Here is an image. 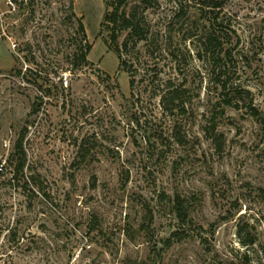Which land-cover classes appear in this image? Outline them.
Instances as JSON below:
<instances>
[{
	"label": "rangeland",
	"instance_id": "rangeland-1",
	"mask_svg": "<svg viewBox=\"0 0 264 264\" xmlns=\"http://www.w3.org/2000/svg\"><path fill=\"white\" fill-rule=\"evenodd\" d=\"M117 1L0 0V264H264V0Z\"/></svg>",
	"mask_w": 264,
	"mask_h": 264
},
{
	"label": "trees",
	"instance_id": "trees-1",
	"mask_svg": "<svg viewBox=\"0 0 264 264\" xmlns=\"http://www.w3.org/2000/svg\"><path fill=\"white\" fill-rule=\"evenodd\" d=\"M223 1L224 0H212L211 4H207V6L212 7V8H219L223 5ZM127 2L128 0H118L116 2V6L114 7V9L111 12H108L105 16L106 20H108L110 24L114 26V28L120 26L122 29L129 31L126 37V40L123 43V47L126 50H128L132 38L137 37L139 39H144L146 37L144 33L145 30L142 28L143 25L141 23V20H139V18L137 17L136 12L135 11L127 12L126 10H123L121 12V7L125 5ZM81 27L84 30V24H81ZM117 37H118L117 34H113L114 40H117ZM217 39L218 38L215 35H212L209 37V44L212 48V51H214V54H215V50L218 48ZM89 49H91V46H89ZM120 52L121 50L119 51V54L122 56V53ZM87 54H88L87 51L82 52L81 54H78L77 59L86 61ZM125 61H126L125 59H122V63H121L122 66L126 64ZM134 83H135V80L134 78H132L131 85H134ZM180 89L181 88L179 87L174 88L171 90V92L168 93L169 95L166 94L162 96L164 105L166 104L167 99H168V102L170 101L172 106L176 105V100H182V92L180 91ZM17 146H18V150H17L18 157L16 159H18L17 160L18 162L17 164H15V169L17 171H20V170H23L25 167L26 154L23 149L22 140H20L17 143ZM87 155L88 153L83 148V152L81 156L82 160H85L87 158ZM11 159L14 160L15 159L14 156H12ZM174 208H175V211L178 217L182 220V222L189 223L190 212H189L186 198L178 195L175 199Z\"/></svg>",
	"mask_w": 264,
	"mask_h": 264
},
{
	"label": "built area",
	"instance_id": "built-area-1",
	"mask_svg": "<svg viewBox=\"0 0 264 264\" xmlns=\"http://www.w3.org/2000/svg\"><path fill=\"white\" fill-rule=\"evenodd\" d=\"M65 82L68 83V79H65Z\"/></svg>",
	"mask_w": 264,
	"mask_h": 264
}]
</instances>
